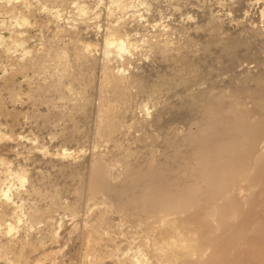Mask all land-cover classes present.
Returning a JSON list of instances; mask_svg holds the SVG:
<instances>
[{
    "label": "bare ground",
    "instance_id": "obj_1",
    "mask_svg": "<svg viewBox=\"0 0 264 264\" xmlns=\"http://www.w3.org/2000/svg\"><path fill=\"white\" fill-rule=\"evenodd\" d=\"M256 192L264 0H0V264H227Z\"/></svg>",
    "mask_w": 264,
    "mask_h": 264
},
{
    "label": "rangeland",
    "instance_id": "obj_2",
    "mask_svg": "<svg viewBox=\"0 0 264 264\" xmlns=\"http://www.w3.org/2000/svg\"><path fill=\"white\" fill-rule=\"evenodd\" d=\"M210 58L212 59L213 55H211ZM254 65L255 64H252L250 67ZM219 67L221 68L223 74H221V70L218 71V75L220 76V80L222 82L221 85L220 83L217 84V86L220 85L221 88H216L217 86L215 85L216 91H218L217 89L221 90L222 87H226L223 85H227L228 80L231 77H235V75L238 73L240 74V72L247 69L244 64L232 69V73L228 72V74L227 72H223L224 70L219 65H217L215 69H220ZM255 71L256 70H253V72ZM232 74L234 76H232ZM256 196L257 192L254 196V202L248 208L249 215L243 224L226 233L225 237L229 243L226 255L227 264H264V205L260 207L258 206V204L261 203V199ZM258 222L259 225H255Z\"/></svg>",
    "mask_w": 264,
    "mask_h": 264
}]
</instances>
